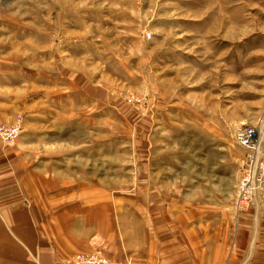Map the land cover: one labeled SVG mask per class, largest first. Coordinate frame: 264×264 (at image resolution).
I'll use <instances>...</instances> for the list:
<instances>
[{
  "label": "rangeland",
  "instance_id": "rangeland-1",
  "mask_svg": "<svg viewBox=\"0 0 264 264\" xmlns=\"http://www.w3.org/2000/svg\"><path fill=\"white\" fill-rule=\"evenodd\" d=\"M19 117L0 140V243L32 264L105 255L89 248L120 224L176 253L213 224L239 264H264V194L235 202L236 129L264 151V0H0V123Z\"/></svg>",
  "mask_w": 264,
  "mask_h": 264
},
{
  "label": "crops",
  "instance_id": "crops-1",
  "mask_svg": "<svg viewBox=\"0 0 264 264\" xmlns=\"http://www.w3.org/2000/svg\"><path fill=\"white\" fill-rule=\"evenodd\" d=\"M26 212L27 208L24 209V213ZM168 213L171 214V212ZM163 224L164 229L172 230V222ZM181 227V230L189 231L187 223L182 224ZM210 227L212 229L206 234L203 227L202 230L198 229L201 232L197 234L196 238L191 239V245H188V242L184 247L181 246V253L174 252L170 248L171 246L162 245L161 242L166 239V234L157 233V229L149 230L146 246L144 243L142 244L144 238H142L140 226L132 227L133 229L129 232L127 225L123 224L119 225L118 235L107 234V244H97L96 246L92 244L94 246L89 249H101L107 257H117L118 260L137 257V259L150 264H239L237 240L225 237V235L217 236L216 227L218 226L212 224ZM189 247L192 249L189 250ZM23 250L16 243L5 238V241L0 243V264H32L33 261L24 255ZM64 251L66 252V250ZM64 251L59 249L51 251L49 254H41L39 260L42 264H61L64 259L60 256L63 255L62 252L65 253Z\"/></svg>",
  "mask_w": 264,
  "mask_h": 264
},
{
  "label": "built area",
  "instance_id": "built-area-1",
  "mask_svg": "<svg viewBox=\"0 0 264 264\" xmlns=\"http://www.w3.org/2000/svg\"><path fill=\"white\" fill-rule=\"evenodd\" d=\"M22 134V120L0 123V140L9 144L15 142ZM235 139L247 149V155L241 166V176L238 183L236 205L243 206L258 193L264 194V151L259 139V130L255 126L246 125L236 129ZM84 264H136L134 262H119L110 260L100 252L79 254L77 256Z\"/></svg>",
  "mask_w": 264,
  "mask_h": 264
}]
</instances>
